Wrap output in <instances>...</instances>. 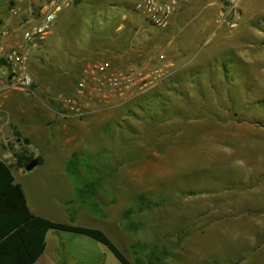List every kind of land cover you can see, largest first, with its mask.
Here are the masks:
<instances>
[{"label":"rangeland","instance_id":"obj_1","mask_svg":"<svg viewBox=\"0 0 264 264\" xmlns=\"http://www.w3.org/2000/svg\"><path fill=\"white\" fill-rule=\"evenodd\" d=\"M93 1L95 7L72 3L32 50L35 86L31 93H21L38 112L25 114L61 118L55 95H72L88 63L115 58L125 69L138 67L158 50L165 64L173 63L178 40H172V27L153 29L135 13L137 0ZM6 3L0 0V19L9 16ZM238 19V12L224 18L208 12L183 19L214 23L203 31V44L200 38L193 41L194 47L199 43L196 50L192 47L193 55H199L197 64L221 56L220 35H207H228ZM192 32L190 26L185 34ZM92 35L95 44H90ZM182 38L187 41L184 34ZM37 54L45 58V67ZM215 73L200 72L206 76L205 92L189 89L188 78L181 77L176 91L164 95L168 120L163 119L160 97L148 99L142 109L125 102L83 118H113L102 134L76 128L70 133L58 126L51 142L53 158L47 157L46 164L67 161L80 172L67 173L76 180L66 183L58 181L61 174L54 167L16 173L31 210L54 222L103 231L132 264H264V200H252L251 191L236 184L239 155L252 148L253 128L264 127V92L257 84L250 88L241 76H227L226 81ZM223 83L237 84L241 92H226ZM17 137L0 140L1 160L12 164L13 171L18 169L16 154L27 153L44 163L43 156L35 157L29 140ZM63 144L76 149H62ZM253 233L256 240H249ZM47 244L60 264H120L105 246L84 235L53 230ZM199 252L204 259L198 263Z\"/></svg>","mask_w":264,"mask_h":264},{"label":"crops","instance_id":"obj_2","mask_svg":"<svg viewBox=\"0 0 264 264\" xmlns=\"http://www.w3.org/2000/svg\"><path fill=\"white\" fill-rule=\"evenodd\" d=\"M45 1L47 0H7L6 5L9 16L5 19H0V25L2 26L0 30L1 54L7 53L18 46L22 40V32L38 23V13ZM242 2H244L243 5H239L236 11V13L238 12V17L242 18V20L238 19L230 26L231 31L228 35H225L224 31L218 34L214 31L210 35H207L211 38L220 35L221 41L219 47L221 56L219 58L218 56L214 57L212 60L210 59V62L206 60L205 62L207 64L205 65L197 64L196 61L199 55L196 56L193 54H195L194 52L199 43L194 47L193 41H198L200 38V42L203 44L204 40H201V35L204 34L203 31L211 25L213 26L214 23L197 20L184 23L183 19L191 14H195L197 17L199 14L208 12H215L224 18L231 11L226 9L217 0H190L186 5L182 6L170 25L172 27L170 31L172 40L176 38L178 40L177 49L175 51L172 50L175 54L173 63H171L173 66L172 76L176 80L181 77H187L189 89L191 88L197 92H205L207 89L204 87L203 78L206 76H201L200 72H210L211 75V72L215 71L216 76H223L226 81H228L227 76H241L242 82H246L250 88L254 87L255 89L257 84L258 88L264 92V0H243ZM13 8L20 10L19 16L15 17L12 15L11 10ZM221 23L225 22L222 20ZM218 25L216 23L215 28ZM190 26H192L193 32L185 34V31ZM183 34L187 37V41L182 38ZM192 47L195 49L194 51ZM222 85L226 92H241L237 88V84H234L232 87L225 83ZM13 107L16 108L14 114L12 113ZM28 110L32 111L33 114L38 112L34 110L31 104H26L23 101V93L12 92L9 94L0 110V140L4 143L12 141L13 138H18L17 136L29 140V146L35 150V157L43 156L45 159L44 163L37 165L36 168L41 167L44 170H47L49 167L58 168L61 174V179H58V181L65 183L68 180H76V177L68 176L67 173L80 172V169L79 167L69 166L67 161L55 166H48L46 164L47 157L53 158L54 146L51 145V142L57 135L56 130L59 131L60 129L58 126L63 130L65 129V131H70V133L76 128L77 130L83 131V133H88L96 129L102 134L105 132V129H109L106 126L113 121V118L110 117H92L85 120L83 118L63 116L61 118L52 117L50 114L47 120H45L40 117H32L25 114ZM253 136L252 148L245 150L239 155V157L241 156V161L236 166L238 170L236 184L238 189L250 190L252 200H264V127L253 128ZM61 148L71 149L72 151L76 149L75 146L69 147V145L65 146V144L61 145ZM69 155L72 157L74 152ZM5 156L7 155L4 154ZM0 161L4 160L0 159ZM16 173L20 176L25 171L24 169L12 170L14 183L19 184L16 181ZM64 186L68 188L66 185ZM23 193L31 214L35 217L50 220L39 213L33 212L28 204V197L24 190ZM50 231L46 234L43 253L33 264H60V260L52 255L51 250L49 251L47 240ZM248 236L249 240H253V238L256 240L257 237L254 233ZM201 255L202 253L199 252L196 257L198 263L204 259V256L201 257ZM2 263L0 262V264Z\"/></svg>","mask_w":264,"mask_h":264},{"label":"built area","instance_id":"obj_3","mask_svg":"<svg viewBox=\"0 0 264 264\" xmlns=\"http://www.w3.org/2000/svg\"><path fill=\"white\" fill-rule=\"evenodd\" d=\"M73 0H47L40 7L38 23L22 32L21 43L9 52L0 53V109L12 92L31 93L34 78L29 68L30 54L51 33L60 13L68 10ZM190 0H137L135 13L157 31H165L177 12ZM226 9L236 12L243 0H217ZM20 10L13 8V16ZM173 66L164 63V56L153 51L145 56L140 66L117 70L109 62L86 64L81 70L74 93L55 95L63 117L84 118L104 112L134 97L144 94L168 80Z\"/></svg>","mask_w":264,"mask_h":264},{"label":"trees","instance_id":"obj_4","mask_svg":"<svg viewBox=\"0 0 264 264\" xmlns=\"http://www.w3.org/2000/svg\"><path fill=\"white\" fill-rule=\"evenodd\" d=\"M82 2L83 4L87 3L89 7H95L96 4L93 0L72 1L73 5L76 7ZM70 8L60 14L68 12ZM108 33V36L112 38V32L110 31ZM90 39V44L96 43L93 40V35L90 37ZM35 57L39 58L40 65L42 67L46 66V60L41 54H37ZM77 59L79 58H74V60ZM105 61L109 62L111 67L114 69H125L124 65H118L119 60L115 58H106ZM72 64L69 65L70 68H72ZM29 68L31 75L34 76L33 78H35L34 72L31 70L30 60ZM180 82V78L176 80L174 76H171L167 82L149 90L147 94H140L134 97L133 99L129 100L128 103L126 102V105H133L137 109H142L146 105V101H148V99L154 101L155 99L161 97L163 99L161 104V112L165 114L163 119L168 120L169 118L166 116V106L164 103L167 98L164 101V95L169 94L171 91L175 92V88L180 85ZM123 105L125 104H121L118 107H122ZM132 111L133 110H128V116H133ZM32 159L33 156L27 153L16 154L14 166L18 169H24V167ZM36 161L37 165L42 164L41 158L37 157ZM12 170V164L9 165L4 161H0V262H3L2 264H33L43 253L45 249L46 234L50 230L84 235L105 246L120 264H132L127 259V257L114 245L109 237L99 229L58 223L32 215L27 207L25 195L21 186L14 183Z\"/></svg>","mask_w":264,"mask_h":264},{"label":"water","instance_id":"obj_5","mask_svg":"<svg viewBox=\"0 0 264 264\" xmlns=\"http://www.w3.org/2000/svg\"><path fill=\"white\" fill-rule=\"evenodd\" d=\"M37 166V161L35 158H33L25 167H24V171L25 172H31L33 171Z\"/></svg>","mask_w":264,"mask_h":264}]
</instances>
